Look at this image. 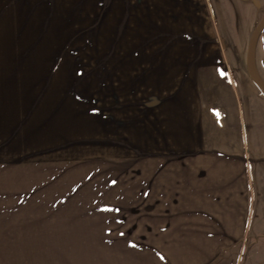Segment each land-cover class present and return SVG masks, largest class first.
Listing matches in <instances>:
<instances>
[{
    "label": "rangeland",
    "instance_id": "rangeland-1",
    "mask_svg": "<svg viewBox=\"0 0 264 264\" xmlns=\"http://www.w3.org/2000/svg\"><path fill=\"white\" fill-rule=\"evenodd\" d=\"M263 22L264 0H0V90L25 104L5 135L12 98L0 92V158L18 157L0 165L29 171L37 200L72 188V201L129 204L103 210L104 261L118 250L121 263L134 252L146 264H264V155L255 174L215 186L213 159L169 145L173 100L209 68L264 85ZM213 57L225 65L199 63Z\"/></svg>",
    "mask_w": 264,
    "mask_h": 264
},
{
    "label": "crops",
    "instance_id": "crops-1",
    "mask_svg": "<svg viewBox=\"0 0 264 264\" xmlns=\"http://www.w3.org/2000/svg\"><path fill=\"white\" fill-rule=\"evenodd\" d=\"M225 61L222 57H213L209 62L199 63L223 66ZM224 70L223 67L209 68L210 77L199 79L197 88L182 89V95L178 93L173 100L177 108L174 122L171 118L175 125L172 134L175 140L169 144L171 150L181 155H207L213 159L215 171L222 176L215 186L231 183L232 177L243 176L245 170V175L255 174L250 162L256 161L258 154L264 155V149L256 146L264 142V124L258 120H262V112H258L262 110L259 108L262 98L256 79L254 81L252 76L251 82L247 77L242 82L226 79ZM6 87L0 90L3 98L12 99L4 103L8 113L2 116L5 123L1 130L5 135L13 127L12 122H18L25 112L21 99L24 92ZM167 107L161 106L162 118ZM171 123L165 124V129L171 127ZM12 153L13 149L3 152L0 161L18 159L17 154ZM14 167H8V163L0 165V264H146L136 260L134 252H128L133 255V261L127 263L120 262L118 250L110 253L111 260L104 261L101 257L103 251L99 243L111 239L106 236L103 210L127 208L129 204L113 207L101 201H72V188L61 191L63 199L37 200L39 182L29 178V171ZM26 178L29 181L26 182ZM6 200L14 201L10 210L6 208ZM4 210H9L10 215L1 214ZM89 242H94L95 247L93 244L89 247Z\"/></svg>",
    "mask_w": 264,
    "mask_h": 264
},
{
    "label": "water",
    "instance_id": "water-1",
    "mask_svg": "<svg viewBox=\"0 0 264 264\" xmlns=\"http://www.w3.org/2000/svg\"><path fill=\"white\" fill-rule=\"evenodd\" d=\"M255 2H256L255 4H257V5L259 4L257 1H255ZM263 26L258 28V30L255 33V37L253 39V41L255 43H257L256 38H258V36L260 34V31L263 28ZM247 64H248V70H249L250 74H252L254 76L257 73V67H256V64H255V61H254V54L253 53H249V59H248V63Z\"/></svg>",
    "mask_w": 264,
    "mask_h": 264
},
{
    "label": "trees",
    "instance_id": "trees-1",
    "mask_svg": "<svg viewBox=\"0 0 264 264\" xmlns=\"http://www.w3.org/2000/svg\"><path fill=\"white\" fill-rule=\"evenodd\" d=\"M262 25H264V22H263V24ZM260 28V27H259ZM258 29H256V31H257ZM256 31H255V33H256ZM255 33H254V36H253V38H252V41H251V48H250V53H253L254 54V50H255V46H256V43L253 41V39H254V37H255ZM256 40H258V38H256ZM258 84H259V86H260V88L264 91V85L262 84V83H259V82H257Z\"/></svg>",
    "mask_w": 264,
    "mask_h": 264
}]
</instances>
